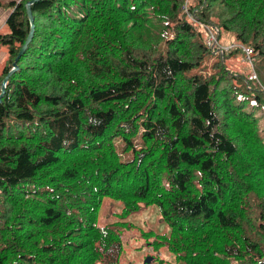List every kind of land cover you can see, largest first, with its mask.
<instances>
[{"label": "trees", "instance_id": "trees-1", "mask_svg": "<svg viewBox=\"0 0 264 264\" xmlns=\"http://www.w3.org/2000/svg\"><path fill=\"white\" fill-rule=\"evenodd\" d=\"M29 1L0 33V264H119L150 206L170 232H140L175 262L264 264V0H33L9 74ZM200 24L238 42L210 74Z\"/></svg>", "mask_w": 264, "mask_h": 264}, {"label": "rangeland", "instance_id": "rangeland-1", "mask_svg": "<svg viewBox=\"0 0 264 264\" xmlns=\"http://www.w3.org/2000/svg\"><path fill=\"white\" fill-rule=\"evenodd\" d=\"M4 4L0 7L1 18L2 16H6L9 13L7 10V0H2ZM196 3V2H195ZM3 9V10H2ZM7 11V12H6ZM187 12V10H186ZM190 13L187 12V16L190 17L192 21L193 18L189 16ZM197 20V19H196ZM33 21V20H32ZM200 22L199 20H197ZM201 28L203 29L202 35L206 38L208 31H211V28L207 24H200ZM3 29L0 30L1 34H5L9 32L8 26L4 23ZM213 33L216 36L215 28L212 29ZM221 34L217 37V44L221 46L227 45H237L238 42L235 40L232 33L221 29ZM234 53L232 55H227L225 57V64L227 65L228 69L233 73H238L242 75L243 79L246 81H257V77L253 79L254 65L249 63L248 60H245L243 53L234 48ZM220 52H214L212 55H209L205 58L200 67L197 70V73L200 74H210L213 72L212 65L213 63H217L221 61L222 56H219ZM8 59V55L6 52L5 46L0 45V73ZM251 61H253L251 59ZM11 69L8 71L10 74L14 69L15 66H10ZM251 76V77H250ZM260 125L263 126L264 123L261 121ZM120 145L117 146V149L120 150ZM128 156L122 154V159L127 158ZM120 204L112 200L108 197L103 198L102 204L98 211L97 215V225L102 226L104 224L113 222L117 220L116 214L119 212ZM126 221L131 224H126L121 232V243H122V252L119 259V264H182L181 262L174 261V255L167 251L165 247H160L158 249H152L151 242L153 241L152 238L146 237L145 232L147 229L152 230L155 234H166L168 235L170 232V228L167 223L163 222L160 218L159 212L155 206H150L145 210L131 214ZM150 258V261L147 263L146 259Z\"/></svg>", "mask_w": 264, "mask_h": 264}, {"label": "water", "instance_id": "water-1", "mask_svg": "<svg viewBox=\"0 0 264 264\" xmlns=\"http://www.w3.org/2000/svg\"><path fill=\"white\" fill-rule=\"evenodd\" d=\"M32 1H33V0H31V1H29V2H27V3L25 4L26 12H27V15H28L29 23H30V32H29V34H28V36H27V38H26V40H25V42H24L22 48L20 49V51H19V53H18V56L15 58V60H14V62H13V65H14L15 67H16V61H17L18 57H19L20 54L24 51V49L26 48V46H27V44H28V42L30 41L31 36H32V31H33V21H32V16H31V12H30V4H31ZM6 79H7V76L3 79V86H4L5 82H6ZM2 94H3V87L1 86V88H0V98H1ZM149 261H150V258H147V259H146V262L148 263Z\"/></svg>", "mask_w": 264, "mask_h": 264}, {"label": "built area", "instance_id": "built-area-1", "mask_svg": "<svg viewBox=\"0 0 264 264\" xmlns=\"http://www.w3.org/2000/svg\"><path fill=\"white\" fill-rule=\"evenodd\" d=\"M205 44L212 50L213 53L214 52H220L221 47L217 44V39L211 31H208V33L206 35ZM225 48H229V47H225ZM251 76H253V79L256 78L254 74H252Z\"/></svg>", "mask_w": 264, "mask_h": 264}, {"label": "crops", "instance_id": "crops-1", "mask_svg": "<svg viewBox=\"0 0 264 264\" xmlns=\"http://www.w3.org/2000/svg\"><path fill=\"white\" fill-rule=\"evenodd\" d=\"M1 13H2V11L0 10V30L3 29V27H4L3 24L5 23V18H6V16H4V17L2 16V18H1Z\"/></svg>", "mask_w": 264, "mask_h": 264}]
</instances>
